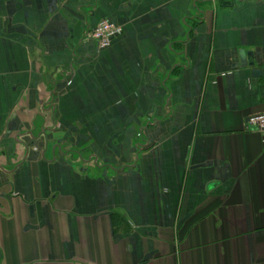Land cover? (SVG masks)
Instances as JSON below:
<instances>
[{"label": "crops", "instance_id": "obj_1", "mask_svg": "<svg viewBox=\"0 0 264 264\" xmlns=\"http://www.w3.org/2000/svg\"><path fill=\"white\" fill-rule=\"evenodd\" d=\"M261 112L264 0H0V264H264Z\"/></svg>", "mask_w": 264, "mask_h": 264}, {"label": "built area", "instance_id": "obj_2", "mask_svg": "<svg viewBox=\"0 0 264 264\" xmlns=\"http://www.w3.org/2000/svg\"><path fill=\"white\" fill-rule=\"evenodd\" d=\"M123 32L122 25L110 20L100 21L87 35V39L93 41L97 47H108L113 39ZM247 127L255 129L264 139V112L256 113L248 117Z\"/></svg>", "mask_w": 264, "mask_h": 264}]
</instances>
